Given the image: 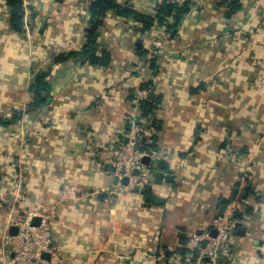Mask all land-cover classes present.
<instances>
[{"label":"crops","instance_id":"1","mask_svg":"<svg viewBox=\"0 0 264 264\" xmlns=\"http://www.w3.org/2000/svg\"><path fill=\"white\" fill-rule=\"evenodd\" d=\"M185 1L172 34L157 0H28L21 30L0 0V264H14L18 181L52 223L50 264H196L190 233L233 200L221 260L264 264V81L249 66L264 57V0L233 15L230 0ZM140 88L159 98L145 122L157 147L145 186L120 192L111 162Z\"/></svg>","mask_w":264,"mask_h":264},{"label":"built area","instance_id":"2","mask_svg":"<svg viewBox=\"0 0 264 264\" xmlns=\"http://www.w3.org/2000/svg\"><path fill=\"white\" fill-rule=\"evenodd\" d=\"M159 4L178 5L182 0H157ZM27 6L28 0H23ZM154 47V48H153ZM151 49H169L167 37L159 38L153 42ZM149 88H140L131 110L129 122L131 128L128 132V140L119 144L116 154L111 162V171L119 182L117 191L132 188H143L147 182L148 166L143 161L147 155L142 149L144 123L146 116L143 114L142 103L150 98ZM158 158L169 159L170 154L166 150H160ZM128 178V183L122 182ZM247 174L241 177L244 184ZM115 189V191H116ZM15 201L18 203V215L11 216V224L18 227L15 235L6 232L5 242L11 247L14 264H50L44 254L51 252L52 247V223L49 216H44L39 224H33L37 212L27 195L23 191L22 183H17L14 188ZM236 201L229 202L224 210L213 218L211 227L203 231H192L189 236L188 246L197 251L196 264H223L221 252L236 236L234 216L236 213Z\"/></svg>","mask_w":264,"mask_h":264},{"label":"trees","instance_id":"3","mask_svg":"<svg viewBox=\"0 0 264 264\" xmlns=\"http://www.w3.org/2000/svg\"><path fill=\"white\" fill-rule=\"evenodd\" d=\"M10 5L13 7V12L11 15V22L13 27L16 30H21L23 28V15H24V6H23V0H7ZM229 1V0H225ZM109 2V1H108ZM188 3L189 1H185L184 4H178V5H169V4H160V6L157 9V15L155 19L157 18L159 22L164 23L167 25V32L172 33V30L177 26L179 23L182 15L184 12L188 10ZM101 4V3H100ZM99 2L96 3V8L100 6ZM242 0H230L229 2V12L233 15L236 14L238 11L242 9ZM94 15H96L97 9L95 7L93 8ZM98 13V12H97ZM164 15V16H163ZM163 16V17H161ZM168 16H174L175 22L168 21ZM97 25H92L90 29H88V43L85 46L83 52L85 49L89 47V45L92 43L93 39L95 38ZM82 52V53H83ZM81 53V54H82ZM76 55V53H75ZM60 58V57H59ZM253 64L249 63V66L254 71V74H258L260 80L264 81V57L261 59H254L251 61ZM248 63V61H247ZM246 62H244V65H247ZM257 63H260L257 66ZM248 66V65H247ZM256 77V79H259ZM255 79V81H256ZM254 81V82H255ZM159 100L158 96L155 95V93L152 94V97H150L148 100L144 101L142 103V110L144 116L148 115L155 107V103ZM16 111V110H15ZM8 121L4 122L7 124ZM152 125H149L147 123H144V131H143V140H142V146L144 149H155L157 147L156 143V136L155 134L150 132V128ZM146 198L148 201H151V192L150 190H147L145 192ZM194 261V260H193Z\"/></svg>","mask_w":264,"mask_h":264},{"label":"water","instance_id":"4","mask_svg":"<svg viewBox=\"0 0 264 264\" xmlns=\"http://www.w3.org/2000/svg\"><path fill=\"white\" fill-rule=\"evenodd\" d=\"M142 149H144L143 148V146H142ZM160 176V175H159ZM122 182H124L125 184H127L128 183V178H124L123 180H122ZM158 182V181H157ZM160 182V181H159ZM40 218H38V217H34V219H33V224H35V225H37V224H39L40 223ZM18 233V227L17 226H15V225H13V227H12V229H11V234L12 235H15V234H17ZM44 256L45 257H49V253L47 252V253H45L44 254Z\"/></svg>","mask_w":264,"mask_h":264}]
</instances>
